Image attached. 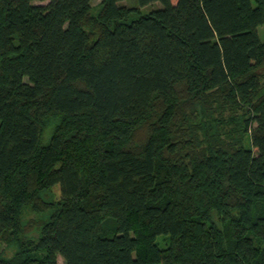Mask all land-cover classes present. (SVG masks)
Listing matches in <instances>:
<instances>
[{
  "label": "trees",
  "instance_id": "1",
  "mask_svg": "<svg viewBox=\"0 0 264 264\" xmlns=\"http://www.w3.org/2000/svg\"><path fill=\"white\" fill-rule=\"evenodd\" d=\"M119 1L0 0V238L31 206L17 264H264V0Z\"/></svg>",
  "mask_w": 264,
  "mask_h": 264
},
{
  "label": "rangeland",
  "instance_id": "2",
  "mask_svg": "<svg viewBox=\"0 0 264 264\" xmlns=\"http://www.w3.org/2000/svg\"><path fill=\"white\" fill-rule=\"evenodd\" d=\"M254 4L255 0H251ZM103 0H93L92 10L93 15L97 16L102 7ZM35 4L44 5L48 4V1L40 2L35 1ZM120 6L126 7H138L139 14L132 15L130 19L126 23H131L132 20L137 19L139 16L149 14L154 11V9L163 8L160 2H154V4H150L147 6H143L142 8L138 4V0H121L118 2ZM261 39L264 41V27L260 28ZM264 72V68L262 70ZM229 113V112H228ZM233 113L238 117H241L245 114V111H230L229 116H233ZM227 114V113H226ZM219 117V114L217 115ZM61 125L60 119L56 117L49 118L48 121H45L42 128V143L46 145L50 142L52 134L55 129ZM142 135V132L139 133V136ZM247 139L245 142L246 148H252L251 137L248 133L246 135ZM43 199L48 203H57L62 200V195L59 186H54L53 189L47 192L42 193ZM53 213L52 211L39 213L31 206L24 208V211L21 216L22 228L18 234L16 233H8L5 237L0 238V259L10 264H17L20 262L22 258H26L27 256L30 259H43L44 253L42 251H37L41 237L42 230L44 225H46L50 220V217ZM136 224V227L137 228ZM157 245L160 249H166V247L170 244L171 239L169 236H158L156 239ZM58 257V264H66L65 260Z\"/></svg>",
  "mask_w": 264,
  "mask_h": 264
}]
</instances>
